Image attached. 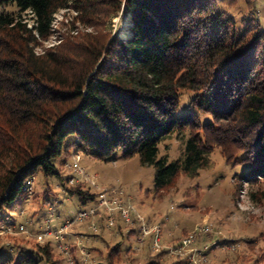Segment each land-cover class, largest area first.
I'll return each mask as SVG.
<instances>
[{
	"label": "trees",
	"instance_id": "trees-1",
	"mask_svg": "<svg viewBox=\"0 0 264 264\" xmlns=\"http://www.w3.org/2000/svg\"><path fill=\"white\" fill-rule=\"evenodd\" d=\"M10 1L18 11L0 14V222L28 198L38 174L61 177L60 163L70 171L67 192L97 205L101 192L70 185L79 155L139 156L156 169L158 196L181 174L198 177L216 148L229 163L248 164L241 180L264 179V26L257 11L237 20L223 0ZM63 10L77 12L87 30L73 22L46 48ZM121 14L131 18L128 38L108 30ZM184 92L195 97L184 107L190 113L180 115ZM207 114L211 121L202 120ZM175 135L187 139L182 157L170 162L160 149ZM134 214L131 223L140 225ZM129 235L139 238L141 229ZM76 242L67 240L69 255L50 239L30 251L0 250V264H89L90 250L85 246L86 262ZM106 259L121 264L123 251L117 245Z\"/></svg>",
	"mask_w": 264,
	"mask_h": 264
},
{
	"label": "rangeland",
	"instance_id": "rangeland-1",
	"mask_svg": "<svg viewBox=\"0 0 264 264\" xmlns=\"http://www.w3.org/2000/svg\"><path fill=\"white\" fill-rule=\"evenodd\" d=\"M222 6L237 20L250 10L257 11L264 26V0H223ZM17 11L18 7L15 3L10 0H0V14ZM78 18V13L75 11H60L54 22L56 33L45 42L44 47L49 48L59 44L60 35L68 28H73V22L76 28L87 30ZM131 27L130 16L121 14L113 18L108 30L120 38H128L131 36ZM182 96L178 112L180 115L190 113L184 107L188 106L195 93L184 92ZM201 118L204 121L212 120L210 114L201 115ZM186 139L182 141L175 135L161 145L160 156H168L170 162L176 161L184 153ZM80 164L91 175V180L86 183L85 189L93 187V192H102L107 188L120 189L126 197L123 199L126 206H129L127 202L129 196L134 198L137 204H143L146 213L156 216V220L150 222L151 224L161 225L162 222L164 228L178 227L181 241L191 234L196 235L195 233H198L207 222L211 224V231L199 235L198 240L195 237L194 243L188 246L181 256L172 254L167 249L174 246L175 241L172 245L163 244V248L168 252L155 255L158 252L150 247L149 236L142 234L138 240L141 245L136 247L139 255H123L121 264H149V262L174 264V261L179 259L184 261L175 264H264V179L253 182L241 180L239 175L248 169V164L238 161L229 163L220 148L214 150L210 165L203 169L198 177L181 174L176 184L163 196H158L155 191V167L142 165L139 156L126 159L122 152H118L104 161L82 155ZM60 169L61 177H46L43 173L38 174L30 188L28 198L16 203L14 208L9 210V216L0 222V250L4 255L16 254L19 249L27 251L34 249L39 242L35 234L49 229H61L69 220L76 219L80 210L96 205L97 202L84 205L78 194L68 193L65 189V181L70 176L69 167L65 163H60ZM131 209V215L132 212L136 213L133 206ZM101 211L108 214V217L106 216L108 227L119 224V219L127 226L134 224L128 223L119 210L110 212L101 208ZM115 212L120 216L116 217ZM137 214L148 220L143 212L139 211ZM109 215L115 217L114 224H110ZM96 219L79 222L69 229V231L77 229L84 232L79 238L83 240L81 245L86 248L89 247L90 242L85 228L89 225L91 232L95 233L92 224L99 229ZM135 219L139 220L137 215ZM21 225L32 232L31 236L20 231ZM80 227L83 229H78ZM50 240L57 245L54 238ZM135 241L136 239L132 241L128 238L123 239L122 249L129 248L131 244L137 245ZM112 242L115 241L112 239ZM149 252L152 257L148 255ZM196 252L200 256L193 259ZM95 256L97 259L93 258L89 264H111L106 258L101 259L99 254ZM64 264L69 263L66 261Z\"/></svg>",
	"mask_w": 264,
	"mask_h": 264
},
{
	"label": "built area",
	"instance_id": "built-area-1",
	"mask_svg": "<svg viewBox=\"0 0 264 264\" xmlns=\"http://www.w3.org/2000/svg\"><path fill=\"white\" fill-rule=\"evenodd\" d=\"M82 160V156L76 157V175L71 179L70 185H74L80 182L88 183L90 179V174L88 171L80 165V162ZM34 179L30 180L27 184V187L30 188L34 184ZM123 195L124 193L120 189L112 188L107 189L105 191H102L99 196V202L96 206L82 209L79 211L78 217L74 220H69L61 229L55 230V229H49L45 232L35 234L36 239L40 243H46L50 238H54L55 241L58 244V248L62 253L70 254V245L67 243V234L69 232V229H71L74 225L78 224L79 222H84L86 220H90L91 218H96L99 214V211H101V208L107 209L110 212L114 210H119L121 215L124 217V219H127V222H132L133 215H131V206H126L123 201ZM133 214V212H132ZM138 219L140 221V229L141 233L145 236L148 235L149 237H153V249L156 252H160L163 250V228L161 225H154L151 224L148 220H146L144 217H141V215L137 214ZM110 224H114L116 221L115 217L110 216ZM92 229L95 231V233H98V228L95 224H92ZM20 231L23 233L28 234L31 236L32 232L27 229L26 226L21 225ZM211 231V224H208V222L200 228L198 233H195L196 235L189 236L188 238L184 239L181 243V245H178L177 247H174L171 249L172 254L175 255H182L184 254V250L191 246L194 243V239L198 240V236L201 234H207ZM81 238V237H80ZM77 239V246L79 248L80 253L82 256L85 257V261L87 262L90 258V254L87 252L85 246L81 245L83 243V240ZM88 238V237H87ZM86 240V237L84 238ZM81 240V241H80ZM208 249V248H207ZM199 253H195L193 255V259L199 257ZM192 259V261H193ZM71 264H74V262L71 260Z\"/></svg>",
	"mask_w": 264,
	"mask_h": 264
},
{
	"label": "crops",
	"instance_id": "crops-1",
	"mask_svg": "<svg viewBox=\"0 0 264 264\" xmlns=\"http://www.w3.org/2000/svg\"><path fill=\"white\" fill-rule=\"evenodd\" d=\"M129 204H128V203ZM127 204L129 206H133L134 210L136 211L135 214L140 212H143L145 214V217L148 219L149 222H153V220L155 219V215L154 214H150V213H146V211L144 210V208L142 207L141 203H136L134 201V198L130 197L127 199ZM93 207V206H92ZM139 210V211H138ZM115 216H120L118 212L114 213ZM108 214L105 211H101L100 214H98V216L96 217V223H98L99 226V231L97 234H95L94 232H91L90 230V226L87 225V232L88 233V239L90 240V244L88 245V249L90 250V253L92 254L94 259H97L95 254H99L100 258H107L112 249L115 248L117 245L120 247V250L123 251V255H139V253L136 250V247L141 243L138 242L139 238L136 235H129L130 232L135 229L137 230L138 228H140V225H138V223H134L132 225H125L124 222L122 220L119 219V224H116L114 227L110 226L108 227V221H107V217ZM98 220V221H97ZM118 223V222H117ZM162 225L163 228V242L166 243V245H172L173 243L175 244V242L177 243L181 236L179 234V228L175 227V228H164L163 223H160ZM85 226V225H84ZM78 229H83V228H78ZM82 234H84V232H80L77 229H73L71 231L68 232V236H67V240L68 242L72 243V242H76V239H78L80 236H82ZM86 235V234H85ZM169 236H171L172 238H169ZM128 238L129 241H132L133 239H136L135 242H137V245H133L131 244L129 248L127 249H122L121 245H122V240ZM112 239L115 241L114 243L112 242ZM171 239V240H170ZM175 241V242H174ZM149 256L150 252L148 253ZM152 257V256H151ZM104 260V259H103ZM107 260V259H106ZM181 261L184 260H175V263H179ZM103 262V261H100ZM108 262V261H107ZM101 264V263H98Z\"/></svg>",
	"mask_w": 264,
	"mask_h": 264
}]
</instances>
